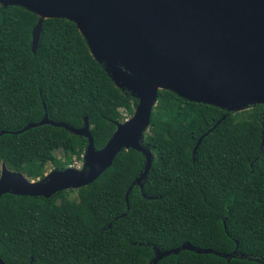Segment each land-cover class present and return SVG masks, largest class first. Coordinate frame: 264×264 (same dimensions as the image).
I'll return each instance as SVG.
<instances>
[{
	"label": "trees",
	"instance_id": "1",
	"mask_svg": "<svg viewBox=\"0 0 264 264\" xmlns=\"http://www.w3.org/2000/svg\"><path fill=\"white\" fill-rule=\"evenodd\" d=\"M38 21L25 8L0 4V132L20 131L45 114L75 128L88 119L100 150L138 101L114 84L72 21L46 20L34 54ZM263 132L264 104L234 113L161 90L144 144L153 164L143 189L133 186L129 206L126 194L145 167V157L133 149L80 189L50 199L6 194L0 198L2 259L151 264L154 247L167 251L189 242L230 254L238 241L230 259L184 250L158 264H264ZM87 147L86 138L44 125L0 136V163L38 180L50 163L66 169L84 162Z\"/></svg>",
	"mask_w": 264,
	"mask_h": 264
},
{
	"label": "water",
	"instance_id": "2",
	"mask_svg": "<svg viewBox=\"0 0 264 264\" xmlns=\"http://www.w3.org/2000/svg\"><path fill=\"white\" fill-rule=\"evenodd\" d=\"M0 4L25 8L39 17L32 32L34 54L46 20L74 22L114 84L138 101L134 115L118 124L100 150L88 119L82 128H75L45 114L20 131H1L0 136L21 134L51 125L86 138L88 147L81 169H56L38 180L11 171L2 162L0 198L13 194L50 199L61 191L80 189L106 172L121 152L133 149L143 154L145 167L126 194L129 206L133 186L143 189L153 164L154 155L144 144L161 90L234 113L264 104V0H0ZM225 118L200 138L193 156ZM236 242L230 254L189 242L167 251L154 247L151 264L184 250L230 259L238 253ZM0 264H7L1 246Z\"/></svg>",
	"mask_w": 264,
	"mask_h": 264
},
{
	"label": "rangeland",
	"instance_id": "3",
	"mask_svg": "<svg viewBox=\"0 0 264 264\" xmlns=\"http://www.w3.org/2000/svg\"><path fill=\"white\" fill-rule=\"evenodd\" d=\"M56 156L58 159H60L62 162H66V159H65V156H64V153L61 151V150H58L56 152ZM69 167H76V168H82L83 167V162H80V161H77L75 160L73 162V164H71V166ZM68 167V168H69ZM58 169L55 165H53L52 163L48 164L47 166V171H46V175L47 174H50L51 172H53L54 170ZM2 170V163H0V171ZM76 195V194H74Z\"/></svg>",
	"mask_w": 264,
	"mask_h": 264
},
{
	"label": "flooded vegetation",
	"instance_id": "4",
	"mask_svg": "<svg viewBox=\"0 0 264 264\" xmlns=\"http://www.w3.org/2000/svg\"><path fill=\"white\" fill-rule=\"evenodd\" d=\"M59 169V168H58Z\"/></svg>",
	"mask_w": 264,
	"mask_h": 264
}]
</instances>
